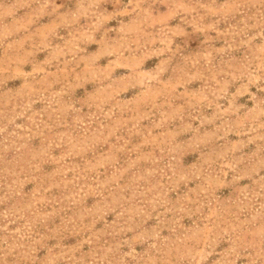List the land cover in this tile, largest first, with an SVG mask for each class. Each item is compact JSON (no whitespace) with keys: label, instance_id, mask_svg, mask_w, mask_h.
Returning <instances> with one entry per match:
<instances>
[{"label":"rangeland","instance_id":"1","mask_svg":"<svg viewBox=\"0 0 264 264\" xmlns=\"http://www.w3.org/2000/svg\"><path fill=\"white\" fill-rule=\"evenodd\" d=\"M0 264H264V0H0Z\"/></svg>","mask_w":264,"mask_h":264}]
</instances>
